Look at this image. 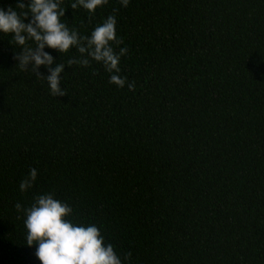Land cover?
Segmentation results:
<instances>
[{
	"label": "trees",
	"instance_id": "trees-1",
	"mask_svg": "<svg viewBox=\"0 0 264 264\" xmlns=\"http://www.w3.org/2000/svg\"><path fill=\"white\" fill-rule=\"evenodd\" d=\"M116 8L134 91L92 61L66 65L52 97L0 32V264H41L15 204L45 193L131 264H264V0H109L63 20L90 35Z\"/></svg>",
	"mask_w": 264,
	"mask_h": 264
},
{
	"label": "clouds",
	"instance_id": "clouds-1",
	"mask_svg": "<svg viewBox=\"0 0 264 264\" xmlns=\"http://www.w3.org/2000/svg\"><path fill=\"white\" fill-rule=\"evenodd\" d=\"M108 3L109 0H74L68 7L74 11L83 7L90 13L91 23L96 10ZM119 3L126 8L130 0H119ZM62 4L63 0H28L27 3L20 0L15 8L9 6L7 11L0 7V32L12 34L10 43L22 49L15 56L19 69L45 80L51 96L56 97L67 95L66 89L61 87V74L65 72L66 65L89 67L95 61L110 74V84L121 89L127 85L129 91H134L135 81L129 82L126 76L119 75L120 60L128 53L127 47H119L124 43L117 35L119 8L114 9L90 35H82L76 28H69V23L63 20L68 7H62ZM46 47L61 54L75 47L80 56L70 58L66 63L57 62L45 51ZM41 66L47 67L49 75L44 76L40 72ZM37 177L38 170L30 168L19 184L20 191L31 189ZM15 209L23 213L26 244L35 246V255L41 264H131V252L121 257L112 243H105V237L96 224L85 225L68 219L73 216L74 208L56 199L52 193L35 195L28 207L17 202Z\"/></svg>",
	"mask_w": 264,
	"mask_h": 264
}]
</instances>
